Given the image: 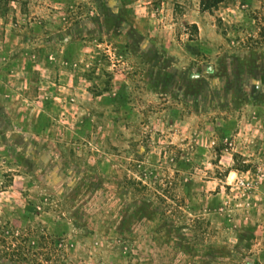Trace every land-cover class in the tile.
Wrapping results in <instances>:
<instances>
[{"label":"rangeland","instance_id":"rangeland-1","mask_svg":"<svg viewBox=\"0 0 264 264\" xmlns=\"http://www.w3.org/2000/svg\"><path fill=\"white\" fill-rule=\"evenodd\" d=\"M0 264H264V0H0Z\"/></svg>","mask_w":264,"mask_h":264},{"label":"trees","instance_id":"trees-1","mask_svg":"<svg viewBox=\"0 0 264 264\" xmlns=\"http://www.w3.org/2000/svg\"><path fill=\"white\" fill-rule=\"evenodd\" d=\"M224 0H201V5L205 10H212Z\"/></svg>","mask_w":264,"mask_h":264},{"label":"built area","instance_id":"built-area-1","mask_svg":"<svg viewBox=\"0 0 264 264\" xmlns=\"http://www.w3.org/2000/svg\"><path fill=\"white\" fill-rule=\"evenodd\" d=\"M236 185L240 188H250L252 187L251 182L249 181V179L244 178V177H240L238 178Z\"/></svg>","mask_w":264,"mask_h":264}]
</instances>
